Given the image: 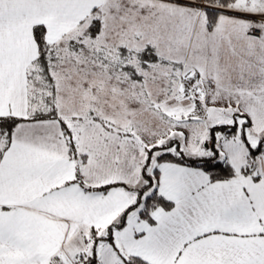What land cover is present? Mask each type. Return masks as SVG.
<instances>
[{
    "label": "snow or ice",
    "instance_id": "snow-or-ice-1",
    "mask_svg": "<svg viewBox=\"0 0 264 264\" xmlns=\"http://www.w3.org/2000/svg\"><path fill=\"white\" fill-rule=\"evenodd\" d=\"M0 264H264V0H0Z\"/></svg>",
    "mask_w": 264,
    "mask_h": 264
}]
</instances>
